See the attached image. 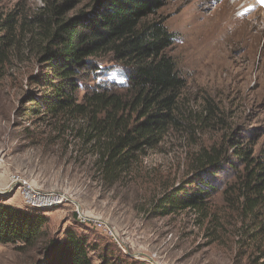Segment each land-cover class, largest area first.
I'll list each match as a JSON object with an SVG mask.
<instances>
[{"label": "trees", "instance_id": "obj_1", "mask_svg": "<svg viewBox=\"0 0 264 264\" xmlns=\"http://www.w3.org/2000/svg\"><path fill=\"white\" fill-rule=\"evenodd\" d=\"M166 2L88 0L69 15L76 9L74 0H45L29 14L18 5L0 15V80L10 75L12 63L33 56L40 70L23 79L37 91L27 93L24 113L80 122L75 137L93 157L96 178L108 188L129 177L141 158L159 150L170 136L198 143L197 135L220 132L227 125L212 97H203L201 110L193 109L187 98L188 81L170 54L176 36L160 14ZM112 70L125 81L107 79ZM259 139L232 130L187 153L189 175L165 191L154 215L190 210L215 227L231 223L234 236L247 235L254 244L249 247L258 254L254 262L264 264V154L256 152ZM219 198L223 211L214 209ZM49 223L48 216L0 197V245L24 254L38 248L44 259L36 264H133L118 256L113 245L72 229L61 240L50 237ZM209 235L212 243L219 240L214 231ZM241 248L247 256L248 244Z\"/></svg>", "mask_w": 264, "mask_h": 264}, {"label": "rangeland", "instance_id": "obj_2", "mask_svg": "<svg viewBox=\"0 0 264 264\" xmlns=\"http://www.w3.org/2000/svg\"><path fill=\"white\" fill-rule=\"evenodd\" d=\"M74 2L76 9L69 15L88 0ZM44 3L0 0V15L18 5L29 14ZM160 14L176 36L170 54L188 81L192 108L201 110L203 97L209 95L219 106L226 128L197 135L198 143L170 136L159 150L146 153L129 177L108 188L96 178L93 157L75 137L80 122L24 113L27 93L37 88L23 78L40 70L33 56L25 55L0 80V197L10 205L48 216L50 237L61 240L72 229L103 245H113L116 254L129 263L257 264L258 254L249 248L254 244L247 235L234 236L231 223L223 229L203 222L195 211L166 217L155 216L154 211L165 191L189 175L187 153L219 140L223 133L234 130L258 135L256 152L264 154V4L260 0H167ZM106 76L118 83L125 81L118 70ZM16 177L27 188L64 198L63 204L49 210L29 208L18 185L13 186ZM9 189L14 192L6 195ZM214 206L223 211L221 198ZM95 220L104 223L115 238L87 225ZM213 231L219 238L216 243L209 235ZM245 244L247 256L241 248ZM43 259L38 248L24 254L14 246L0 245V264H36Z\"/></svg>", "mask_w": 264, "mask_h": 264}, {"label": "built area", "instance_id": "obj_3", "mask_svg": "<svg viewBox=\"0 0 264 264\" xmlns=\"http://www.w3.org/2000/svg\"><path fill=\"white\" fill-rule=\"evenodd\" d=\"M17 185H18V189L22 191L20 192V195L23 200V203L27 205L29 208L38 209V210H49L62 205L64 202V198L61 197L54 198V196L50 194L42 193L33 188H27V186H25L26 183L25 182L23 183L19 177H16L13 180V186H17ZM12 192H14V190L9 189V191H6L5 194L8 195ZM87 225L92 226V228H94L98 232L100 231L105 232L107 237L110 238L114 237L113 232H111L109 229H106L104 223L98 222V220H95L94 222L90 221V223H88Z\"/></svg>", "mask_w": 264, "mask_h": 264}, {"label": "crops", "instance_id": "obj_4", "mask_svg": "<svg viewBox=\"0 0 264 264\" xmlns=\"http://www.w3.org/2000/svg\"><path fill=\"white\" fill-rule=\"evenodd\" d=\"M21 206V205H20ZM20 206H18V207H20ZM21 208V207H20Z\"/></svg>", "mask_w": 264, "mask_h": 264}, {"label": "bare ground", "instance_id": "obj_5", "mask_svg": "<svg viewBox=\"0 0 264 264\" xmlns=\"http://www.w3.org/2000/svg\"><path fill=\"white\" fill-rule=\"evenodd\" d=\"M207 36V35H206ZM206 38V37H205ZM58 207V206H57Z\"/></svg>", "mask_w": 264, "mask_h": 264}]
</instances>
